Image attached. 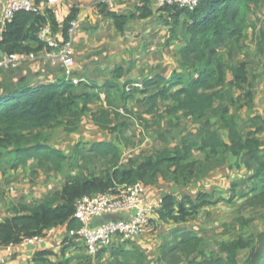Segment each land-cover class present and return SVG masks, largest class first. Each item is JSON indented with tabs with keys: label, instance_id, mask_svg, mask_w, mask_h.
<instances>
[{
	"label": "trees",
	"instance_id": "1",
	"mask_svg": "<svg viewBox=\"0 0 264 264\" xmlns=\"http://www.w3.org/2000/svg\"><path fill=\"white\" fill-rule=\"evenodd\" d=\"M41 3L37 1L35 11L15 12L10 21L1 25L2 55L21 56L45 50L38 32L45 25L56 32L58 24L51 9L40 10ZM98 5L119 33L130 20L152 15L146 0L135 15H118L104 4ZM263 5L264 0H199L191 10L164 5L162 9L172 22L166 43L176 39L179 28L184 30L185 46L179 51V68L184 72L173 71L169 79L156 75L141 82V89L126 82L122 91L107 80L103 85L106 106L101 105L96 112H91L89 106L100 98L97 93L89 92L94 88H89L87 81L74 85L57 79L48 84L31 85L30 73L20 76V69L27 61L14 69H1L0 173L29 168L32 176H38L39 170L45 175L60 176L64 183L41 201L27 204L21 200L12 205L8 211L11 216L0 220V247L19 245L29 238L40 237L43 242L49 230L65 226L66 234L58 250H38L33 264H264V230L239 233L231 240L219 241L214 254L206 252L205 239L196 232L172 229L161 238L157 259L140 247H118L116 241L98 248L91 256L76 234L81 225L74 217L76 200L83 196L103 194L117 185L136 182L154 185L159 177L185 186L222 167L229 155L237 158L236 165L243 166L246 174L231 183L228 198L199 192L194 198L183 196L177 201L168 195L160 203L159 221L186 223L194 220L201 209L219 203L234 205L236 198L242 203L231 226L234 228L237 224L239 229H244L254 221L240 214L244 209H251L253 213L264 211V139L256 138L264 134V117H248L247 122H242L235 112L246 106L249 113L252 93H244L245 103H240V94L234 97L237 91L243 92L250 76L246 62L237 65L234 62L243 54L241 42L245 31L252 27L249 16L260 12ZM75 15L76 11L72 10L64 22V40ZM181 17L188 21L181 25ZM227 70L232 76L229 82ZM112 74L120 78L122 69L115 67ZM112 90L124 100L134 99L135 94L144 97L136 99L137 109L116 108L111 100ZM119 109L127 115L119 113ZM88 113L95 127L116 135L115 143L76 145L71 156L46 144L49 133L54 130L77 132ZM164 117H168L166 125L174 128L178 123H173V119L188 118L196 124L195 131L181 129L184 135L174 146L168 147L165 143L151 155L129 157L122 164L120 146L125 149L137 146L131 137L124 135L130 120H135L147 132L154 126L160 128ZM221 129L227 131V141L220 136ZM159 138L164 142L162 136ZM248 184L250 187L246 190ZM77 249L81 254L73 255L72 251Z\"/></svg>",
	"mask_w": 264,
	"mask_h": 264
},
{
	"label": "crops",
	"instance_id": "2",
	"mask_svg": "<svg viewBox=\"0 0 264 264\" xmlns=\"http://www.w3.org/2000/svg\"><path fill=\"white\" fill-rule=\"evenodd\" d=\"M8 1L9 0H0V29L1 25H3L1 23L2 11ZM143 1L145 0H115L113 8L109 11L118 15H135L137 13V8L143 5ZM146 1L148 2L149 9L152 11V15L146 18L137 17L130 20L122 33H119L112 20L102 13V8L98 5L97 0H61L59 4L52 6L41 3L40 10L48 8L51 9L54 14L58 24V30L54 32V34L59 42L64 41L62 32L64 22L69 17L72 10L76 11L74 20L77 25L72 35L74 52L73 74L87 81L91 86L89 88H94V90H89V92L99 95L100 99L94 101L89 106L91 112H96L101 105L106 106L103 85L107 80L113 81L117 85V89L122 91L124 83L126 82L130 83L131 87L141 89L143 81L150 80L156 75L164 79H169L173 71L178 73L184 72L183 69L179 68V51L185 46L183 27L176 31V39L170 44H167L166 41L169 38L170 29L172 27L170 17L162 9L161 0ZM262 14H264V5L261 7L260 12H255L254 16H249V23H254L255 19L261 17ZM187 21L188 20L184 17L180 18L181 25ZM254 32L256 31H253L251 27L245 31V39L241 42L244 49L243 54L238 55L234 62V65L240 62H246L250 73L248 78L249 83L243 86V92L237 91L234 95L236 98V95L240 94V103H245L243 99L244 93L246 91L252 93V108L249 113L247 112L246 106H243V108L235 112V116L242 122H247L248 117H264V42L259 41L261 43L256 44L255 51L252 49L250 50L249 39H255ZM34 54L35 59L25 62L22 69H20L21 77L30 73L32 76L31 85L48 84L57 79H64L63 72L60 69L48 65L46 50ZM3 57L4 55L0 53V59ZM224 59L227 60V57L225 56ZM258 64L261 66L256 67ZM115 67H120L122 69L120 78L112 74ZM226 76L227 82L231 81L232 76L230 70L226 71ZM2 78L3 77L0 76V80ZM96 88H100V90L96 92ZM125 90L128 91L129 87ZM83 92H85V90H83ZM143 97L144 95L135 94L134 99L124 100L121 95L117 94L116 90L111 91V100L116 108L126 107L137 109L138 106L135 101ZM146 119H148V117H146ZM167 120L168 117H164L160 128L154 126L147 132L135 129L131 139L137 146L133 149H125L120 146L122 155L125 156L126 152L128 154L131 153L128 155V158H137L142 154L146 156L151 155L155 151L162 149L165 143H167L168 147L177 144L178 140L184 135V132H180L181 129L195 131L196 124L192 123L188 118L173 119V123H178L176 128L169 125L167 126ZM132 121L135 120H131L130 122ZM86 123L92 124L90 113L83 117L78 131L70 134L72 138L76 139V142L67 149L57 144L58 136L64 133L62 129L50 132L46 144L52 148L62 150L67 156H71L76 145L82 146L100 141L115 143L116 135L103 131L93 124L91 128L95 136H90L89 134H84L83 136V134H81V128ZM245 131L248 130L246 129ZM219 134L227 141L228 133L226 130H219ZM70 136L68 135V138H71ZM160 136L164 138V142L161 141L159 138ZM256 138L263 140L264 134L256 135ZM236 162L237 158L229 155L227 156L226 163L222 167L213 170L204 179L185 186L165 182L161 177H159L157 183L154 185L144 186L146 202L152 207L148 216V226L142 236L130 240L122 238L115 239L118 243L117 246L123 247L124 249L140 247L152 258L157 259L161 238L166 237L170 230L184 229L194 231L202 236L199 229L193 227V224L190 225V223H195L196 220L203 221L210 212L220 207V205L224 207L233 205L219 203L217 205L207 206L198 212L194 220L178 224L172 221H168L167 223L159 221L157 212L160 203L162 199L168 195L174 196L176 200L179 201L183 196L194 198L199 192L228 198L230 196L229 188L231 183L239 180L246 174L245 168L243 166H237ZM125 163L126 161L122 159V164ZM27 169L28 168L21 170L25 172ZM18 170H16V173L19 172ZM14 173L15 171H6L4 174H1L3 176L1 179L8 181L7 178ZM5 187L6 185L3 182L2 188L0 186V220L7 216H11V213L8 212L9 208L12 205H16L20 199L8 200L7 193H5L7 191H4ZM249 187L248 184L246 190H248ZM6 188H9L8 185ZM52 191L55 190H52L51 187L48 186L46 192L43 189L42 198L39 197L34 201H41L44 196ZM11 194L14 195L13 191ZM21 199H24V202L27 204L30 203V201L25 200L24 197ZM237 202H239V200L235 198L234 203L237 204ZM238 206L240 207V204L237 205V207ZM162 227L168 228L169 231L163 232L162 235H160ZM65 234L66 227L63 226L49 230L47 236L40 245L22 246L19 244L0 247V264H33L32 260L35 252L38 250L57 251ZM77 252H79V250Z\"/></svg>",
	"mask_w": 264,
	"mask_h": 264
},
{
	"label": "built area",
	"instance_id": "3",
	"mask_svg": "<svg viewBox=\"0 0 264 264\" xmlns=\"http://www.w3.org/2000/svg\"><path fill=\"white\" fill-rule=\"evenodd\" d=\"M38 0H9L2 11L1 23L4 25L10 21L17 11H35ZM42 3L52 6L61 0H40ZM199 0H161L164 5H177L188 9L197 6ZM98 4H104L108 10L112 9L115 0H97ZM76 21L70 23L67 31V39L59 42L51 27L45 25L38 32V39L45 44L47 51V63L50 67L61 69L64 79L78 85L85 80L73 74V44L72 35L76 28ZM35 54L6 55L0 59L1 69H14L25 61H33ZM150 207L145 199V187L136 182L131 185H117L110 191L93 196H83L76 200L74 217L80 222V229L76 232L83 241L86 252L93 256L98 248L112 245L117 238L132 239L142 236L149 223ZM104 215H124L120 220H108L98 226L92 222L96 217ZM74 232H71L73 234ZM42 238H29L20 245L26 243L39 244Z\"/></svg>",
	"mask_w": 264,
	"mask_h": 264
},
{
	"label": "rangeland",
	"instance_id": "4",
	"mask_svg": "<svg viewBox=\"0 0 264 264\" xmlns=\"http://www.w3.org/2000/svg\"><path fill=\"white\" fill-rule=\"evenodd\" d=\"M251 28L253 31H256V32H254L255 39L248 38L250 42L249 46H250V50L252 49L253 51H255L256 44L264 42V14H262L261 17H259L258 19L255 20L254 23H252ZM260 66L261 65L258 64L256 67H260ZM117 111L119 113H123L122 115L124 116L127 115L126 113H124L123 110H117ZM91 125L92 124L90 123H86L83 125V127L81 128V131H82L81 134H83V136L84 134L95 136V133L92 131ZM135 129H139L140 131H142V127L139 126L136 121L129 122V128L127 132L124 133V135L131 137ZM64 133L63 134L61 133L62 135L58 136L57 144L60 145V147L67 149L74 142H76V139L70 136L71 133H66V132ZM68 135L71 138H68ZM78 135L81 136L80 134ZM130 149H133V148H130ZM130 154L131 153L128 154L126 152L125 156L122 155L123 161H126L128 159V155ZM18 171L19 172L17 173L15 171L13 175L9 176L7 178L8 181L1 179L3 176L0 173L1 188H2L3 182L6 185V187L7 185L9 187L8 189L6 187L4 189V191H7L5 193H7L8 200L10 199L18 200L20 198L18 201L20 202L21 200L24 201V199H21L24 197L25 200H29L30 201L29 204H31L35 202L34 201L35 199H38L39 197L42 198L43 189L46 192V189H48V186H50L52 190H57V189H60L64 183L63 179L59 178L60 176L52 174V173L45 175L42 173V171L38 170V176L36 175L32 176L29 168L25 172L22 171L21 169H19ZM12 191L14 195L11 194ZM241 203L242 201H239L237 202V204H235V206L233 205V206H226V207L220 205V207H217L212 212H210V214L207 215V217L203 221L196 220L195 223L194 222L190 223V225L193 224V227H196L197 229H199V232L202 233L201 235L203 236L206 242L205 250L207 253H210V254L216 253L215 250H216L217 243L219 241L231 240L235 238L239 233L246 232L247 234V232L255 233V232L264 230V218H262V213L264 211H261V210L257 211L256 213H253V210L251 209H244L240 214L244 216L246 219L254 218V221L248 224L244 229H241V228L239 229V226L237 224L235 225L234 228L231 226L233 225L232 224L233 219L238 215L239 206L237 207V205ZM101 217H103V220L100 223L96 221L95 225H99L105 222V219L106 220L112 219V215L101 216ZM123 218L124 217L121 215H117L115 217V219H123ZM161 231L162 232L160 233V235H162L163 232H168L169 229L162 227ZM78 250L79 252H77ZM78 253L81 254L80 249L72 251L73 255L78 254Z\"/></svg>",
	"mask_w": 264,
	"mask_h": 264
},
{
	"label": "water",
	"instance_id": "5",
	"mask_svg": "<svg viewBox=\"0 0 264 264\" xmlns=\"http://www.w3.org/2000/svg\"><path fill=\"white\" fill-rule=\"evenodd\" d=\"M104 216H107V215H104ZM115 217H116V215H112V219H109V220H120V219H115ZM103 220V217H96L94 220H93V222H92V224H93V226H98V225H95L96 224V221L98 222V223H100L101 221ZM106 221H108V220H106L105 219V222ZM104 223V222H103ZM102 224V223H101ZM100 225V224H99Z\"/></svg>",
	"mask_w": 264,
	"mask_h": 264
}]
</instances>
